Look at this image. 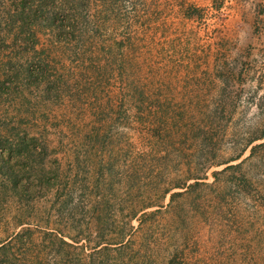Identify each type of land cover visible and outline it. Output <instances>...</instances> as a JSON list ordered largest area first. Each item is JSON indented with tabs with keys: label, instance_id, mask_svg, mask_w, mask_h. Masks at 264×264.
Here are the masks:
<instances>
[{
	"label": "rangeland",
	"instance_id": "374dc122",
	"mask_svg": "<svg viewBox=\"0 0 264 264\" xmlns=\"http://www.w3.org/2000/svg\"><path fill=\"white\" fill-rule=\"evenodd\" d=\"M0 264H264V0H0Z\"/></svg>",
	"mask_w": 264,
	"mask_h": 264
}]
</instances>
